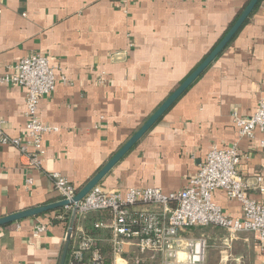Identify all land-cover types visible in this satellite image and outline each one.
I'll return each mask as SVG.
<instances>
[{
  "label": "crops",
  "instance_id": "obj_1",
  "mask_svg": "<svg viewBox=\"0 0 264 264\" xmlns=\"http://www.w3.org/2000/svg\"><path fill=\"white\" fill-rule=\"evenodd\" d=\"M248 1L131 0L123 9L114 0H0V75L39 52L70 80L57 81L39 101L42 121L56 128L42 136L39 168L29 166L16 147L0 143V217L61 201L50 172L80 189L209 54ZM250 14L98 185L109 191L180 190L212 144L237 141L248 195L264 203L255 180L264 178L260 133L239 139L232 119L234 112L250 116L264 97V0ZM101 71L107 80L99 84L94 80ZM25 93L23 86L0 83V116L11 137L26 134ZM27 177L33 179L30 186ZM213 199L226 214L241 217V204L224 191L213 192ZM54 210L0 226V264H58L67 229L62 221H51ZM88 214L76 216L74 231L88 233ZM39 223L52 224L33 238ZM181 236L205 239L204 264H264L252 232L208 224ZM109 237L102 231L97 247L112 261ZM74 241L71 236L69 246ZM139 256L142 264H162L160 254Z\"/></svg>",
  "mask_w": 264,
  "mask_h": 264
},
{
  "label": "built area",
  "instance_id": "obj_2",
  "mask_svg": "<svg viewBox=\"0 0 264 264\" xmlns=\"http://www.w3.org/2000/svg\"><path fill=\"white\" fill-rule=\"evenodd\" d=\"M114 1L126 9L131 0ZM106 80V72L101 71L94 81L102 84ZM57 81L69 83L70 80L39 52L26 54L0 75V83L20 85L26 89V134L23 138L9 136L3 128L4 119L0 116V143L16 147L33 168L41 166L45 154L43 134L56 130L42 121L38 104L41 98L53 92ZM232 119L239 139L252 140L258 131V144L264 150V97L259 98L250 116L234 112ZM240 162L237 141L227 146L214 143L197 171L189 176L180 190L166 192L157 186H131L125 190L109 191L97 184L79 201H73L78 191L74 184L61 173L50 172L54 189L61 200L68 201L53 211L52 222L67 218L70 221L74 209L76 216L101 210H107L110 215L108 222L99 221L96 225L110 232L112 261H108L98 249L96 236L76 228L72 232L75 241L67 252L64 264H140L139 255L149 252L160 254L162 264H204L205 239L182 237L181 232L208 224L227 228L233 233L252 232L264 252V203L248 195L250 184L239 171ZM255 180L256 188L264 191L263 176L257 175ZM25 182L30 186L33 179L27 177ZM216 190L224 191L228 198L241 204L240 218H233L222 210L213 199ZM50 224H37L32 230V237L37 238L46 232ZM128 246L135 250H126Z\"/></svg>",
  "mask_w": 264,
  "mask_h": 264
},
{
  "label": "water",
  "instance_id": "obj_3",
  "mask_svg": "<svg viewBox=\"0 0 264 264\" xmlns=\"http://www.w3.org/2000/svg\"><path fill=\"white\" fill-rule=\"evenodd\" d=\"M259 0H249L241 13L225 32L222 38L218 41L215 47L209 54L192 70V72L167 96V98L156 108V110L143 122V124L129 137V139L111 156V158L99 169V171L90 178L76 193L73 201H79L83 198L90 189L97 185L102 177L123 157L127 151L139 140V138L157 121V119L175 102V100L191 85V83L199 76V74L210 64V62L223 50L225 45L234 36L237 30L245 22L249 14ZM67 200L46 204L43 206L32 207L20 210L11 214L0 217V226L17 221L26 217L35 216L43 212L57 209L65 204ZM76 218V210L72 211L69 225L65 234V240L61 251V256L58 264H64L71 241L73 227Z\"/></svg>",
  "mask_w": 264,
  "mask_h": 264
},
{
  "label": "trees",
  "instance_id": "obj_4",
  "mask_svg": "<svg viewBox=\"0 0 264 264\" xmlns=\"http://www.w3.org/2000/svg\"><path fill=\"white\" fill-rule=\"evenodd\" d=\"M259 2H260V0L258 1V3L256 4V6L254 7V10L257 8V6H258V4H259ZM248 3V2H247ZM246 3V4H247ZM245 4V5H246ZM245 6H243V8H244ZM243 8H241L238 12H237V14L235 15V17L233 18V20L231 21V23L229 24V26L227 27V30L230 28V26L235 22V20L237 19V17L239 16V14L241 13V11H242V9ZM253 10V11H254ZM251 15V14H250ZM248 20V18L245 20V22ZM226 30V31H227ZM225 31V32H226ZM77 189H79V188H77ZM104 214L103 216V219H99V221H103V222H108V220H110V215H109V212L107 211V210H101V211H99V212H97V213H94V212H91L90 214H88V220L90 221V224H91V227H90V229H88V233H90V234H92V235H94V236H96L97 238H98V240L100 239L99 238V234L102 232V231H105V232H108V230L106 229V228H102V227H100V226H97L96 225V223L98 222L97 220H98V218H100V215L101 214ZM59 221V220H58ZM97 221V222H96ZM62 222L65 224V227H66V229H67V226H68V223H69V219L67 218V219H65V220H62ZM68 250H71V245L69 246V249Z\"/></svg>",
  "mask_w": 264,
  "mask_h": 264
},
{
  "label": "rangeland",
  "instance_id": "obj_5",
  "mask_svg": "<svg viewBox=\"0 0 264 264\" xmlns=\"http://www.w3.org/2000/svg\"><path fill=\"white\" fill-rule=\"evenodd\" d=\"M140 264H142V261H140Z\"/></svg>",
  "mask_w": 264,
  "mask_h": 264
}]
</instances>
